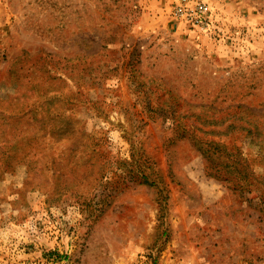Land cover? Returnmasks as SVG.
Instances as JSON below:
<instances>
[{
	"label": "rangeland",
	"instance_id": "374dc122",
	"mask_svg": "<svg viewBox=\"0 0 264 264\" xmlns=\"http://www.w3.org/2000/svg\"><path fill=\"white\" fill-rule=\"evenodd\" d=\"M208 1L0 0V264H264V0Z\"/></svg>",
	"mask_w": 264,
	"mask_h": 264
},
{
	"label": "built area",
	"instance_id": "2783aa9c",
	"mask_svg": "<svg viewBox=\"0 0 264 264\" xmlns=\"http://www.w3.org/2000/svg\"><path fill=\"white\" fill-rule=\"evenodd\" d=\"M172 14L174 20L199 31L216 27L215 12L208 0H173Z\"/></svg>",
	"mask_w": 264,
	"mask_h": 264
},
{
	"label": "trees",
	"instance_id": "16d2710c",
	"mask_svg": "<svg viewBox=\"0 0 264 264\" xmlns=\"http://www.w3.org/2000/svg\"><path fill=\"white\" fill-rule=\"evenodd\" d=\"M183 131V135L187 132V129H185V130H182ZM203 141V140H202ZM206 145H210V144H212V143H214V145L216 146V148H219V146L220 147H222L223 148V150L221 151V153L217 156V157H213V155L212 154H208L207 155V159L209 160V161H212V160H216L217 162V164L220 166H224L223 168H225V167H235L238 163H240L241 162V160H239L236 156H235V154H234V152H228V150H227V146H225L224 144H220V143H218V142H216V141H213V140H204L203 141ZM207 150H209V149H207ZM225 152H227V153H225ZM214 158V159H213Z\"/></svg>",
	"mask_w": 264,
	"mask_h": 264
}]
</instances>
